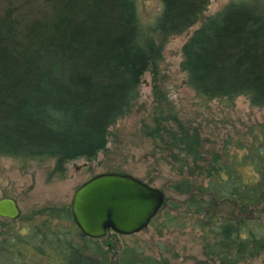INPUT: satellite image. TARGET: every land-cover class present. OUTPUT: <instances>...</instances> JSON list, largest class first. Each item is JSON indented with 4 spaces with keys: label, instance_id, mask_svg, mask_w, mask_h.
Returning <instances> with one entry per match:
<instances>
[{
    "label": "trees",
    "instance_id": "16d2710c",
    "mask_svg": "<svg viewBox=\"0 0 264 264\" xmlns=\"http://www.w3.org/2000/svg\"><path fill=\"white\" fill-rule=\"evenodd\" d=\"M160 3L144 30L137 0H0V154L54 158L53 172L63 174L68 161L104 149L144 73L157 75L163 42L193 24L208 0ZM181 55L186 83L199 97L243 95L264 106V2H228L192 32ZM161 118L150 133L172 153L181 176L170 188L184 198L165 200L150 223L197 231L213 264H241L264 253V126L255 145L223 162L217 152L202 158L197 132L180 126L173 110L167 118L175 126H162ZM190 167L187 174L204 183L183 176ZM172 206L181 207L178 214ZM47 210L68 230H0V264H170L136 240L121 242V234H82L69 205Z\"/></svg>",
    "mask_w": 264,
    "mask_h": 264
},
{
    "label": "rangeland",
    "instance_id": "374dc122",
    "mask_svg": "<svg viewBox=\"0 0 264 264\" xmlns=\"http://www.w3.org/2000/svg\"><path fill=\"white\" fill-rule=\"evenodd\" d=\"M230 1L208 0L193 24L166 38L157 75L153 76L149 71L144 73L137 98L109 127L106 146L94 157L68 161L65 172L59 174L53 172L54 158L34 160L0 154V198H14L20 209L17 219L0 217V230L21 229L26 232L30 225L41 231L68 230L69 223L50 218L47 208L69 205L76 188L102 172L133 175L161 189L165 200H183L184 195L170 188V183L181 176L178 175V165L167 144L150 133L159 116L165 118H161L162 126H175L167 118L171 110L180 126L189 132H197L198 151L203 159H209L211 152H217L223 162H229L255 145V137L261 138L260 126H264V106L250 105L243 95L232 100L199 97L187 85L186 73L180 65L183 43L208 16ZM160 11V0H137L138 17L144 30L153 25ZM152 35L157 42L161 41L157 33ZM184 169L183 176L200 181V177L196 179L187 174L191 167ZM243 173L249 175L250 171L243 169ZM179 209L181 207L176 210ZM228 209L229 205L223 206L224 211ZM176 210L173 206L170 208L172 214H178ZM49 218L52 221L48 222ZM155 220L137 233L119 234L120 241L136 240L148 254L165 257L170 264H213L202 252L197 231L189 226L163 227L159 225L160 220ZM75 240L80 242L78 237ZM263 257L264 253H261L241 264H261ZM39 259L40 263L44 261Z\"/></svg>",
    "mask_w": 264,
    "mask_h": 264
},
{
    "label": "water",
    "instance_id": "95a60500",
    "mask_svg": "<svg viewBox=\"0 0 264 264\" xmlns=\"http://www.w3.org/2000/svg\"><path fill=\"white\" fill-rule=\"evenodd\" d=\"M164 200L161 189L133 175L102 172L76 188L69 206L80 232L101 238L110 231L131 235L145 229ZM19 216L20 209L14 198H0V217L17 219Z\"/></svg>",
    "mask_w": 264,
    "mask_h": 264
}]
</instances>
